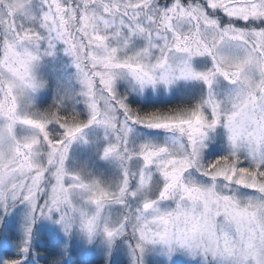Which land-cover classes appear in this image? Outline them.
I'll use <instances>...</instances> for the list:
<instances>
[{"label":"snow or ice","instance_id":"snow-or-ice-1","mask_svg":"<svg viewBox=\"0 0 264 264\" xmlns=\"http://www.w3.org/2000/svg\"><path fill=\"white\" fill-rule=\"evenodd\" d=\"M32 4L0 0V205L26 203L29 239L31 225L58 213L65 232L133 237L137 256L163 244L206 264H264V0H41L38 12ZM57 42L74 58L87 120L26 106L42 86L33 75L41 48ZM196 58L210 66L198 70ZM121 79L137 91L195 80L206 93L143 111L120 95ZM93 125L110 133L103 155L119 162L115 184L66 166ZM138 127L164 136L136 143ZM218 128L228 150L209 161Z\"/></svg>","mask_w":264,"mask_h":264},{"label":"rangeland","instance_id":"rangeland-1","mask_svg":"<svg viewBox=\"0 0 264 264\" xmlns=\"http://www.w3.org/2000/svg\"><path fill=\"white\" fill-rule=\"evenodd\" d=\"M170 3L171 0H160L161 6ZM40 4L41 0H33V9L38 12ZM219 15L223 17L222 13ZM65 48L62 42H57L51 50H48L47 44L42 46L41 51L47 53L42 55L37 66V75L42 86L30 93L26 106L29 110L40 111V107L44 106L42 104L46 101V104L49 103L62 111L82 112L87 120L89 110L86 98L82 95L83 86L79 71L75 66L74 58L65 51ZM193 63L198 70L210 66L207 58H196ZM226 86V82H221L218 91L223 94ZM117 90L120 95L127 97V101L128 98H132L144 104H164L176 100L196 102L206 93V86L200 81L181 80L170 88L149 87L137 91L130 80L121 79L117 83ZM49 104L44 108L49 109L51 107ZM27 131L21 128L23 134H27ZM163 136L161 130L138 127L132 139L140 143L149 139H161ZM110 138V133L101 126L93 125L85 129L70 148L67 168L72 172L99 179L106 184H115L121 176L119 162L103 155ZM227 150L226 132L223 128H218L212 133V138L208 142L205 159L210 161L211 156L217 158ZM28 216L29 208L26 203L17 201L7 210L0 205V264H5L6 257L16 256V258L23 257V260L27 259L31 251L45 240L66 255L71 254L72 250L86 260L109 261L115 257L116 262L126 264H206L204 258L199 255L194 256L182 249L171 251L163 244L149 245L142 256H137L133 251L135 240L131 236L118 237L114 241H109L103 236L90 240L86 234L77 229L65 232L63 226L56 222L59 219L58 213L51 217H41L31 225L29 239L26 232L29 224ZM25 247L28 248L27 252L24 251Z\"/></svg>","mask_w":264,"mask_h":264},{"label":"trees","instance_id":"trees-1","mask_svg":"<svg viewBox=\"0 0 264 264\" xmlns=\"http://www.w3.org/2000/svg\"><path fill=\"white\" fill-rule=\"evenodd\" d=\"M131 107L138 108L143 111L153 110L156 108H165V107H173L182 103H193V101H172L164 104H144L141 102H137L135 99L128 98L127 101ZM49 104V103H47ZM46 101L45 104L47 105ZM50 105V104H49ZM44 106L40 107V111H49L55 110L57 107L50 105L49 109H45ZM61 110V109H60ZM62 111V110H61ZM62 113L67 115H78L80 119L86 120V115L84 113H73L71 111H62ZM216 157L211 156L210 159L214 160ZM6 257V256H5ZM59 259L60 264H126L125 262H116L115 257L109 261L104 259L100 260H86L85 258L81 257L76 251L71 250V254H64L63 252L59 251L57 248L53 246L48 240H45L41 245H38L31 253L29 254L28 258L23 260V257H9L4 258V262L9 260H21V264H52L53 259Z\"/></svg>","mask_w":264,"mask_h":264},{"label":"clouds","instance_id":"clouds-1","mask_svg":"<svg viewBox=\"0 0 264 264\" xmlns=\"http://www.w3.org/2000/svg\"><path fill=\"white\" fill-rule=\"evenodd\" d=\"M39 62H40V61H38V62L35 64L34 68H33V75H34L35 79H36L38 82L41 83V81H40V79L38 78V75H37V66H38ZM22 103H26V102H22Z\"/></svg>","mask_w":264,"mask_h":264}]
</instances>
